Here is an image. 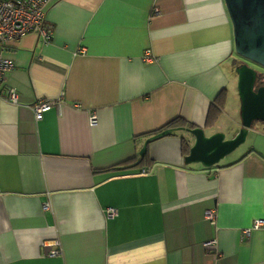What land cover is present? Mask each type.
Segmentation results:
<instances>
[{
  "label": "crops",
  "instance_id": "0c3cea01",
  "mask_svg": "<svg viewBox=\"0 0 264 264\" xmlns=\"http://www.w3.org/2000/svg\"><path fill=\"white\" fill-rule=\"evenodd\" d=\"M44 6L50 41L27 32L4 51L17 101H0V264H264V120L211 164L184 160L181 127L151 136L176 115L207 134L241 126L225 1ZM38 99L52 102L36 118Z\"/></svg>",
  "mask_w": 264,
  "mask_h": 264
},
{
  "label": "water",
  "instance_id": "95a60500",
  "mask_svg": "<svg viewBox=\"0 0 264 264\" xmlns=\"http://www.w3.org/2000/svg\"><path fill=\"white\" fill-rule=\"evenodd\" d=\"M233 25L235 51L243 57L264 66V0H224ZM237 88L240 97L241 126L232 136L224 130L206 133L204 126H186L194 140L185 161L201 160L205 164L217 161L245 139L248 127L255 118L264 120V82L256 85L258 69L246 60L236 65ZM171 127L161 129L151 136L168 133ZM139 149L143 154L146 143Z\"/></svg>",
  "mask_w": 264,
  "mask_h": 264
},
{
  "label": "built area",
  "instance_id": "2783aa9c",
  "mask_svg": "<svg viewBox=\"0 0 264 264\" xmlns=\"http://www.w3.org/2000/svg\"><path fill=\"white\" fill-rule=\"evenodd\" d=\"M45 1L46 0H0V101L2 99L17 101V90L13 85L4 82L6 72L13 67V57L4 54L12 40L20 37L27 32H35L42 40L47 43L52 37L50 24L45 17ZM157 10L158 7L156 6ZM144 59L151 60L154 55L151 47L146 46L142 52ZM51 100L38 99L33 105L34 116L41 117L43 110L50 106ZM96 115L94 112L90 114V121L94 122ZM145 169L143 168V171ZM44 208H49V201L43 202ZM105 213L113 216L117 213L115 206L108 205L105 207ZM207 217L211 222H215V214L212 209L206 211ZM262 223V218H254L250 225L242 227V233L249 234L252 228L258 227ZM46 252L49 254H57L61 252L62 246L57 237L44 241ZM203 244L213 250L216 246V238L211 237L205 239Z\"/></svg>",
  "mask_w": 264,
  "mask_h": 264
},
{
  "label": "trees",
  "instance_id": "16d2710c",
  "mask_svg": "<svg viewBox=\"0 0 264 264\" xmlns=\"http://www.w3.org/2000/svg\"><path fill=\"white\" fill-rule=\"evenodd\" d=\"M260 73H262V75H263L264 71H262ZM262 75L259 74V72L257 73L256 85L264 82V79H261ZM258 77H260V79ZM258 79H259V81H258ZM257 81H258V83H257ZM220 95H221V93H220ZM181 125L193 126L191 123L187 122L183 117L176 115V116L170 118L169 120H167L166 122H164L162 125L156 127L153 131H159L161 129L168 128V127H171L173 130L174 129L176 130V128L180 127ZM173 130H171L170 132H172ZM181 146H182L183 153H187L189 151L190 143L184 135L181 136ZM144 156H146V153L144 154Z\"/></svg>",
  "mask_w": 264,
  "mask_h": 264
},
{
  "label": "rangeland",
  "instance_id": "374dc122",
  "mask_svg": "<svg viewBox=\"0 0 264 264\" xmlns=\"http://www.w3.org/2000/svg\"><path fill=\"white\" fill-rule=\"evenodd\" d=\"M243 59V61H247V62H249V59H247V58H245V57H243L242 55H240L239 53H237V55H236V62L237 63H239V62H241V60ZM258 64V63H257ZM259 65V64H258ZM259 67L261 68V69H264V66H262V65H259ZM257 121V120H256ZM255 121V122H256ZM180 132H182V133H184V134H187V133H189L190 131L188 130V129H186V128H181L180 129Z\"/></svg>",
  "mask_w": 264,
  "mask_h": 264
},
{
  "label": "flooded vegetation",
  "instance_id": "af4514ba",
  "mask_svg": "<svg viewBox=\"0 0 264 264\" xmlns=\"http://www.w3.org/2000/svg\"><path fill=\"white\" fill-rule=\"evenodd\" d=\"M249 63L252 64V65H254L255 67H257L259 74L262 75V73H260V72L264 71V69H261L257 63H255L254 61H252L250 59H249ZM258 78L260 79V77H258ZM259 79H258V81H259ZM261 79H264V74L262 75V78ZM258 81H257V83H258Z\"/></svg>",
  "mask_w": 264,
  "mask_h": 264
}]
</instances>
